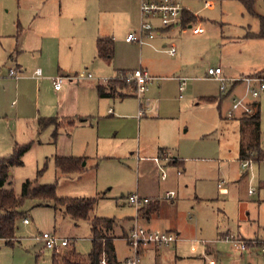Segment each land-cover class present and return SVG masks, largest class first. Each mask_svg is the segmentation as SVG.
I'll return each instance as SVG.
<instances>
[{
    "label": "rangeland",
    "instance_id": "rangeland-1",
    "mask_svg": "<svg viewBox=\"0 0 264 264\" xmlns=\"http://www.w3.org/2000/svg\"><path fill=\"white\" fill-rule=\"evenodd\" d=\"M178 1L201 18L193 28L203 27L202 36H194L193 28L179 27L166 47L160 41L145 47L121 45L112 63L95 59L96 43L90 45L84 38L97 31L101 20L107 36L126 37L133 3H109L107 9L113 15L103 19L99 8L96 12L91 7L87 14L77 13L75 19L61 22L58 30L48 24L40 26L47 35L59 36L60 60L67 72L91 74L94 80L75 83L72 89L67 82L60 93L45 81L33 85L36 93L33 90L26 99L15 95L10 82L0 80V113L9 115L0 117V158L10 157L17 143L31 146L23 165L11 169L9 188L20 195L27 180H37L41 185H55L58 197L96 199L90 217L115 222L112 236L118 261L132 255L127 238L136 225L138 208L127 201L137 194L161 204L160 215L153 216L150 224L138 220L141 226L153 231L176 232L171 230L176 228L185 239L181 252L143 251L144 264H264V162H252L243 169L241 124L238 118H225L231 100L221 93L218 82L207 78L208 70L219 66L225 77L236 80L264 70V39L248 36L262 30L259 16L264 18V0H255L258 15L237 0L214 1L212 8L204 0ZM48 2L0 0V23L17 24L21 9L26 17L32 15L26 11L30 8L36 14H49ZM51 45L45 59L57 66V48ZM172 46L176 56L168 52ZM23 58L33 68L38 65L30 53ZM10 67L0 66V78H10ZM140 67L155 78L143 95L135 90V96L123 99L118 94L116 99L99 96L97 86L116 79L118 69ZM254 75L264 77V73ZM176 78L187 80L185 92L180 93ZM4 89L7 96L2 100ZM236 93L243 94L244 86H237ZM38 95L47 114L36 119ZM259 102L264 150V95ZM16 111L21 115L18 121L12 116ZM41 118H57V131L54 126L42 129ZM163 152L181 165L165 159L157 164ZM57 157L85 158V173L60 174ZM219 183L228 188L227 195L220 193ZM250 189L257 194L250 196ZM170 192L175 193L173 199L168 197ZM20 212L15 244L0 240V264H52L54 252L37 241L44 233L70 241L68 248L56 252L59 255L70 248L83 257L90 253V220L75 221L63 208L40 200H28ZM240 232L247 247L243 252L238 251ZM192 241L204 244L192 252Z\"/></svg>",
    "mask_w": 264,
    "mask_h": 264
},
{
    "label": "crops",
    "instance_id": "crops-1",
    "mask_svg": "<svg viewBox=\"0 0 264 264\" xmlns=\"http://www.w3.org/2000/svg\"><path fill=\"white\" fill-rule=\"evenodd\" d=\"M114 1L133 3V5H134L133 11L129 17L131 25H129L128 34L132 30H137L139 28L141 20H142V17H141V0H49V2H48L49 4H47V7H48L47 12H49V14H45V15L36 14L37 11H34L33 8H30V10H26V11L32 15L26 17L25 16L26 12L21 9L17 24H16V22H14L12 24H9L6 22H1L0 23V66H6V65L10 64V65H12V67L9 68L10 78H7V79L0 78V80L3 79L5 81H7L8 83L10 82L11 85L14 87L15 95L20 97L21 99L22 98L26 99V98H29L31 96V94L33 93V90H34L33 85L39 86V84H42L45 81H50V82H52V85H53V80L57 76L70 77L73 74H75L73 76H76L77 74H79L77 71H75V73L67 72V70L65 69V67L61 63V60H60L61 43L58 39L59 36H56L54 34L53 35H47L46 30L40 28V26L42 24H48V28L52 29V27H54L55 30H58L61 22H65V21H69L71 19H75V15L77 13L87 14V12L89 11V9L91 7L96 8V12L99 8V11H98L99 15L98 16L101 19H103L106 15H113V11H111L110 9H107V5L111 2H114ZM148 1L159 2L162 0H148ZM173 1H175L181 5L180 1H178V0H173ZM204 1H205L207 6H209L210 8L213 7L214 1H212V0L211 1L204 0ZM186 12L192 14L195 17L194 21L189 23V24L184 23V21L186 20V15H185ZM83 20H86V18L84 19V17H83ZM200 20H201V18L198 15H196V14H194V13H192V12H190L184 8L183 15H182L180 23L178 25H176L175 27H173L171 29H167V30H165V29L161 30L160 29V31L158 32L155 39L152 40L149 44H147L145 46H153L154 41L155 42L160 41L162 46L166 47L165 45L167 44L166 43L167 40H169L171 38V36H173L174 30L176 28L182 27L183 29H185L186 27H188V28L192 29L193 24H197ZM101 22H102V20H101ZM101 22H99V26H98V29L96 32L93 31L89 36L84 38L90 42V45L96 43L97 49L95 51V56H96L95 59H101V60L107 61L108 63H112V62H114L115 57H116V50H121V48H120L121 45L126 46L128 48L135 47V45H138V44L126 42V37L128 34L125 35L126 37H124V36L119 37V39H117L116 36H112V37L107 36L108 34L105 33L104 31H102L103 25ZM153 23L155 26H157V27L159 26L158 20H153ZM199 27H201V26H199ZM201 28H203V27H201ZM204 33H205V30H204ZM204 33L197 34V35L193 34V35L199 37V36H202ZM100 39L107 40L113 46V55L111 58L103 59V58H100L98 56L97 43ZM117 41H118V47H116ZM53 43H54V49L57 48V50H56L57 51V57L60 60L59 64H57V66L52 65V64L49 65L48 61L46 62V59H45L46 55L49 52V45L50 44L53 45ZM119 43H121V44H119ZM52 45H51V47H52ZM145 46H140V47H145ZM74 47H75V44H74ZM74 47L72 46L70 48V50L73 51ZM140 50L142 51V48H140ZM27 53L32 54L34 60L36 62L38 61V65L36 66V68H33V65H30L29 62H27V59L23 58V55L27 54ZM176 55H177V52L175 55H171V56H176ZM38 69H40L42 72V75L39 77L36 76V71ZM138 69L146 70L149 73L147 68L140 67ZM11 70H17L18 76L12 77L10 75ZM128 70L118 69L116 79L118 78L119 73H121V72L128 74V73L133 72L137 69H130L129 71ZM257 73H264V70L255 71L254 73H251L250 76L257 74ZM223 75H224V71H223ZM207 78H208V75H207ZM225 78H227V77H225ZM116 79L108 82L109 84L107 86H104V85L97 86V90H98L99 96L101 98L116 99L117 94L119 95V97L121 99L128 97V96H135L134 93L136 90V86H134V85L129 86L124 82L123 79H122L123 81L121 80V82H118V80L116 81ZM92 80H94V79H84V81L79 80L80 82L75 81L73 83L69 82L71 84H69L68 88L72 89L73 86H75V83L78 85L82 82H90ZM176 81L179 82L180 93H182L183 91L185 92L187 80L182 79V78H176ZM66 83L64 84V86L61 90L57 91V90H55V88H54V90L58 93L63 92ZM182 86L184 87L183 91L181 90ZM53 87H54V85H53ZM101 87L105 90V94H106L105 96L100 95V88ZM236 89L237 88H235L227 96H224V97H229L231 100L232 96L237 94ZM5 91L6 90L4 89V93H2V100L4 97L7 96V94H6L7 91H6V93H5ZM147 91H148V89H147ZM34 92L36 93L35 90H34ZM39 93H41V91ZM39 95L37 96L36 106L39 107L40 111L35 116L36 119L41 114H43L45 116L47 114L43 111V107L41 104V99H39ZM150 101L151 100H148V99L146 100L147 103H150ZM258 103L260 104V110H261V103L259 101H258ZM77 106H79V102H77ZM28 108H31V107H28ZM4 116H5V118L9 117V115H7V114L3 115L0 113V117H4ZM12 116H14L13 118L15 119V121L16 120L18 121L20 119L21 115H20V112L16 111L14 114H12ZM139 116H141V115H139ZM41 119H45V118H41ZM41 119H39V123H40ZM55 119H57V118H55ZM261 120H262V116H261ZM58 126H59V122L56 126H54V127H56L55 128L56 131H57ZM51 127H53V126H51ZM239 149H240V142H239ZM76 158H79V157H76ZM240 162L242 164V161H240ZM84 163H85V165H84ZM84 163H83V166H86V164H87L86 161ZM181 163L182 162L181 161L178 162V160L174 161V164H177V165H181ZM84 173H79V174H84ZM74 174H71V175H74ZM178 175L181 176L182 172L179 171ZM11 176H12V174H11ZM162 180L163 181L167 180V176L165 179H163V176H162ZM219 184H218V187H219ZM248 193H249V191H248ZM250 196H254V195H250ZM127 203H128V201H127ZM160 209H161V204L159 201H154V202L151 201L149 204H147L146 206H144L143 208L138 210L137 222H138V220L142 219L144 221H147L150 224L152 222L153 216L156 217V216L160 215ZM143 227L153 231L152 227H149V226H143ZM175 229H171V230L176 231L181 235V233ZM238 238L242 239V232H240ZM159 250H160L159 248H148L145 250V253H150V252L158 253ZM171 251H173V250H171ZM123 261H118V263L121 264ZM142 264H144V262Z\"/></svg>",
    "mask_w": 264,
    "mask_h": 264
},
{
    "label": "trees",
    "instance_id": "trees-1",
    "mask_svg": "<svg viewBox=\"0 0 264 264\" xmlns=\"http://www.w3.org/2000/svg\"><path fill=\"white\" fill-rule=\"evenodd\" d=\"M211 1V0H206ZM224 1V0H212ZM241 2L246 9L254 15L255 0H237ZM185 24L194 21L195 17L186 12ZM262 20V30L259 33H249L250 37L264 39V18ZM98 56L103 59H109L113 55V46L107 40L100 39L97 43ZM126 73H119L118 82H121ZM123 81V80H122ZM100 95L105 96V90L100 88ZM258 110L254 115L245 116L239 119L240 129V149L239 160L242 162H264V150L262 147V120L260 104H257ZM58 120L55 118H45L40 120L42 129L56 126ZM30 145L17 144L14 153L10 157L0 158V240H4L8 245H14L16 237V223L22 216L20 209L24 207L28 200H40L44 203L53 202L54 206L64 209L65 215L75 221L90 220L92 249L90 253L83 257L75 249L65 250L63 254L53 253L52 264H100L103 257L108 264H117L116 249L112 232L115 228V222L111 219L95 217L91 219L90 214L94 209L96 199L92 198H62L58 197L55 185H41L37 180H27L21 190L20 195H16L11 185V169L23 165V157L30 149ZM85 158L76 157H57L56 168L62 175H71L74 173H84ZM39 174L41 172H38Z\"/></svg>",
    "mask_w": 264,
    "mask_h": 264
},
{
    "label": "built area",
    "instance_id": "built-area-1",
    "mask_svg": "<svg viewBox=\"0 0 264 264\" xmlns=\"http://www.w3.org/2000/svg\"><path fill=\"white\" fill-rule=\"evenodd\" d=\"M184 8L173 0H162L159 2H151L148 0H141V23L137 30H132L126 37V42L138 44L139 46H145L155 39L160 29H171L180 23L183 15ZM153 20L159 21V26H155ZM193 34H202L204 29L201 27H195L192 29ZM171 55L176 54V48L172 46L168 50ZM10 75L12 77L18 76L17 70H11ZM40 69L36 71V76H41ZM208 78L215 80L220 84V91L223 95H228L237 86H244V93L241 95L235 94L231 98L230 107L228 108L225 118L226 119H240L245 116H251L258 110V101L264 94V77L261 76H247L239 80L228 79L223 75L222 67L210 68L207 72ZM84 79H94L91 74H79L76 76L63 77L57 76L53 80L55 90L59 91L63 88L66 82H75ZM127 83L134 84L139 95H143L148 85L154 80V78L143 69H137L123 76L122 78ZM184 90V87H181ZM143 112H140L142 115ZM175 161L171 159L170 154L163 152L162 157L156 159L157 164H160L161 160ZM251 162H242L243 169L248 168ZM166 178V174L163 173V179ZM220 193L227 195L228 189L222 184H219ZM250 195H255L256 192L252 189L249 190ZM174 192H170L168 197L173 199ZM151 202L150 199L141 197L137 194L131 195L128 198V203L135 206L140 210ZM24 223L28 224L29 220L24 219ZM185 239L176 232L172 231H152L141 226L137 221L134 228L131 230L130 235L127 238L128 244L132 251V255L127 257L121 264H142V253L148 248L168 249L177 252H181L182 243ZM38 242L44 244V249L59 253L60 249H66L71 244L69 240L57 238L50 233H44L37 238ZM238 251L243 252L247 250L245 243L242 239L237 241ZM198 244H204L203 242L192 241L190 251L195 252ZM210 263H214V260L210 259ZM100 264H108V261L103 257ZM120 264V263H117Z\"/></svg>",
    "mask_w": 264,
    "mask_h": 264
},
{
    "label": "water",
    "instance_id": "water-1",
    "mask_svg": "<svg viewBox=\"0 0 264 264\" xmlns=\"http://www.w3.org/2000/svg\"><path fill=\"white\" fill-rule=\"evenodd\" d=\"M84 165H85V163H84Z\"/></svg>",
    "mask_w": 264,
    "mask_h": 264
}]
</instances>
